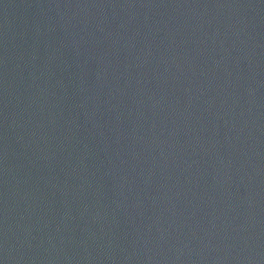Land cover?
I'll use <instances>...</instances> for the list:
<instances>
[{
  "label": "water",
  "instance_id": "water-1",
  "mask_svg": "<svg viewBox=\"0 0 264 264\" xmlns=\"http://www.w3.org/2000/svg\"><path fill=\"white\" fill-rule=\"evenodd\" d=\"M0 264H264V0H0Z\"/></svg>",
  "mask_w": 264,
  "mask_h": 264
}]
</instances>
